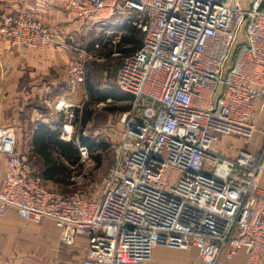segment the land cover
<instances>
[{
	"label": "built area",
	"instance_id": "obj_1",
	"mask_svg": "<svg viewBox=\"0 0 264 264\" xmlns=\"http://www.w3.org/2000/svg\"><path fill=\"white\" fill-rule=\"evenodd\" d=\"M262 3L66 0L78 20L121 17L141 31L140 48L121 57L115 77L130 109L120 117L123 130L97 198L51 187L36 159L16 149L14 128L1 127L0 217L12 208L32 224L52 220L65 245L86 235L82 264H147L156 247H193L201 264H219L223 254L231 261L238 252L244 264H264V148L258 155L241 149L234 159L214 150L220 136L249 139L254 101L264 109ZM0 38L27 50L57 45L48 28L22 12L0 14ZM80 53L68 65L70 91L85 80L87 54ZM72 134L67 124L60 138L69 142ZM78 155L84 162L90 153L78 145Z\"/></svg>",
	"mask_w": 264,
	"mask_h": 264
},
{
	"label": "crops",
	"instance_id": "obj_2",
	"mask_svg": "<svg viewBox=\"0 0 264 264\" xmlns=\"http://www.w3.org/2000/svg\"><path fill=\"white\" fill-rule=\"evenodd\" d=\"M12 12H22L38 20L48 28L57 42L53 50L40 51L8 46L0 38V128L12 126L15 130L16 149L22 154L33 156L41 165L42 158L34 150V138L39 135V126L43 124L51 131H59L61 140L62 128L72 124L75 110L82 111L84 105L92 101L85 80L95 77L99 80V88L107 86V81L114 78L119 67L109 68L108 63L117 57L116 54L125 55L121 47H126L111 42L116 32H122V41L134 26L125 25L121 17L100 24L78 20L75 13L66 8V0H0V14ZM95 27L97 34L92 32ZM131 47V44H127L126 49ZM81 51L87 54L82 57L85 80L82 85L70 91L66 84L68 65L72 61L81 60ZM94 68L97 69L94 71ZM107 100L97 103V106L104 108ZM260 106L261 102L255 100L254 122L264 129V109L260 111ZM255 133L248 140L220 136L214 144V150L227 159L236 158L241 149L258 155L263 149H260V144L264 141V131ZM63 142H73L77 147L81 145L79 138L73 134L71 141ZM97 150L102 149L98 147ZM88 151L91 153L90 149ZM64 164L69 166L66 162ZM5 170L6 160L0 154V191ZM47 223L49 226L44 229L42 225ZM88 242L86 235H79L73 245H65L52 220L44 219L40 224H32L18 218L12 208H7L0 217V264H82ZM244 262V252H238L231 261L226 260L223 254L219 264ZM147 264L201 262L193 247L184 250L156 247Z\"/></svg>",
	"mask_w": 264,
	"mask_h": 264
},
{
	"label": "rangeland",
	"instance_id": "obj_3",
	"mask_svg": "<svg viewBox=\"0 0 264 264\" xmlns=\"http://www.w3.org/2000/svg\"><path fill=\"white\" fill-rule=\"evenodd\" d=\"M96 27L99 30V27ZM96 27L92 28V30H94L92 32H95V34H97L96 31H98ZM124 46L126 47H121V50L127 48V44ZM121 57L122 56H117L114 60H111L108 63L109 68H114L121 64ZM109 85L115 86L112 78ZM87 103H90L88 108L92 113L91 119L85 127H82L80 122H76V120L72 118L71 125L73 126V136L79 139L80 137H84L85 139L96 141L99 145L102 144L106 147L105 149H96L91 152L88 160L84 162L79 161L74 166H68L71 175V181L73 182L69 187L54 186L53 184L49 185L53 188L61 190L62 193L76 192L85 197L97 198L99 195L101 183L105 175L107 174L109 167L111 166L114 147L119 140V134L122 130L120 117L123 112H126L130 109V103L128 101L105 103L106 106L102 109L101 107L97 106L96 102L89 101ZM109 108H111L112 110L110 111ZM255 127V132L264 131L263 128H259L256 125ZM255 132L253 134H256ZM257 134L259 135L260 133ZM260 135L263 137L262 134ZM229 136L242 140H248L235 135ZM260 146V149L264 148V141H262ZM96 157H99V163L96 161ZM175 178L176 177L174 176L172 183H174ZM48 226L49 223L42 225L44 229L48 228Z\"/></svg>",
	"mask_w": 264,
	"mask_h": 264
},
{
	"label": "trees",
	"instance_id": "obj_4",
	"mask_svg": "<svg viewBox=\"0 0 264 264\" xmlns=\"http://www.w3.org/2000/svg\"><path fill=\"white\" fill-rule=\"evenodd\" d=\"M264 11V0L261 6ZM126 25V24H125ZM142 42V33L136 28H131L129 35L122 38L121 44H131L130 49H123L122 54H127L133 52L140 48ZM120 67V64H119ZM118 67V69H119ZM97 68H94V71ZM118 71V70H117ZM115 77L112 78L115 84ZM99 80L88 77L85 80L86 90L88 91L91 100L93 102L99 103L106 99H110L112 102H130L131 97L124 94L118 90L115 86H110L111 78L107 82L105 88H99ZM89 104L86 103L82 109L79 111L75 110L74 119L76 122H80L82 127H85L91 119V111L89 110ZM111 111L112 109L109 108ZM39 135L34 138V150L36 154L42 158V164L36 159V163L39 167L40 175L42 179L49 184L50 181L54 186L69 187L73 182L71 181V175L68 167L64 162L68 163L70 166H74L79 162L78 157V147L73 142H63L59 140V131H51L47 125H40L38 128ZM80 144L86 146L91 152L96 150L98 147L105 149V145H97L95 141L85 139L80 137ZM99 163V157L95 158Z\"/></svg>",
	"mask_w": 264,
	"mask_h": 264
},
{
	"label": "water",
	"instance_id": "obj_5",
	"mask_svg": "<svg viewBox=\"0 0 264 264\" xmlns=\"http://www.w3.org/2000/svg\"><path fill=\"white\" fill-rule=\"evenodd\" d=\"M249 3H250V0H241V5L243 8L247 7Z\"/></svg>",
	"mask_w": 264,
	"mask_h": 264
}]
</instances>
